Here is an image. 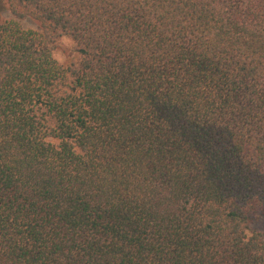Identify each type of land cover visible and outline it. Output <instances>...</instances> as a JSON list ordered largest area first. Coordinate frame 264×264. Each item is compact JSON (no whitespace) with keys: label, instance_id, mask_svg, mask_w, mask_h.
<instances>
[{"label":"trees","instance_id":"16d2710c","mask_svg":"<svg viewBox=\"0 0 264 264\" xmlns=\"http://www.w3.org/2000/svg\"><path fill=\"white\" fill-rule=\"evenodd\" d=\"M0 2V264H264V0Z\"/></svg>","mask_w":264,"mask_h":264},{"label":"rangeland","instance_id":"374dc122","mask_svg":"<svg viewBox=\"0 0 264 264\" xmlns=\"http://www.w3.org/2000/svg\"><path fill=\"white\" fill-rule=\"evenodd\" d=\"M10 13L4 8L2 2H0V17L7 18ZM22 23L26 27H36V24L29 20L23 19ZM54 56L64 64H69L70 62L78 59V51L76 43L68 36H63L60 38L59 43L54 50ZM254 227L259 229H264V213H259L254 217Z\"/></svg>","mask_w":264,"mask_h":264}]
</instances>
